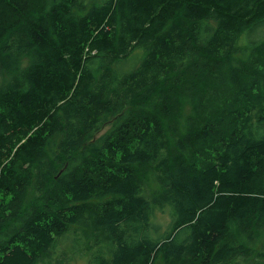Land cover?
I'll list each match as a JSON object with an SVG mask.
<instances>
[{
    "label": "trees",
    "instance_id": "1",
    "mask_svg": "<svg viewBox=\"0 0 264 264\" xmlns=\"http://www.w3.org/2000/svg\"><path fill=\"white\" fill-rule=\"evenodd\" d=\"M3 74L0 264H264V0H0Z\"/></svg>",
    "mask_w": 264,
    "mask_h": 264
},
{
    "label": "rangeland",
    "instance_id": "2",
    "mask_svg": "<svg viewBox=\"0 0 264 264\" xmlns=\"http://www.w3.org/2000/svg\"><path fill=\"white\" fill-rule=\"evenodd\" d=\"M241 43H245L246 42V38L244 36L241 37V40H240ZM140 52L138 51L137 54H136V57L139 56ZM10 78V75H6V74H3L2 76H0V83L1 81L3 83H5L8 79ZM109 128V126H107L105 129H103L100 134H103L105 133V131Z\"/></svg>",
    "mask_w": 264,
    "mask_h": 264
}]
</instances>
